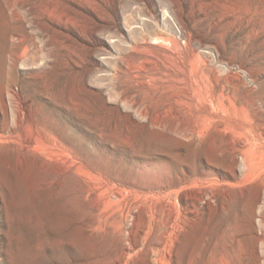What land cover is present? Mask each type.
I'll use <instances>...</instances> for the list:
<instances>
[{
	"label": "rangeland",
	"instance_id": "rangeland-1",
	"mask_svg": "<svg viewBox=\"0 0 264 264\" xmlns=\"http://www.w3.org/2000/svg\"><path fill=\"white\" fill-rule=\"evenodd\" d=\"M263 207L264 0H0V264H264Z\"/></svg>",
	"mask_w": 264,
	"mask_h": 264
},
{
	"label": "bare ground",
	"instance_id": "bare-ground-1",
	"mask_svg": "<svg viewBox=\"0 0 264 264\" xmlns=\"http://www.w3.org/2000/svg\"><path fill=\"white\" fill-rule=\"evenodd\" d=\"M264 208V207H263ZM260 209H261V207H260ZM259 209V210H260ZM260 214V213H259ZM262 215V214H261ZM260 220H262V219H260ZM224 233V232H223ZM227 233H228V231H227ZM263 234V233H262ZM226 235V234H225ZM223 236V235H222ZM233 236V235H232ZM253 236V235H252ZM221 237V236H220ZM225 238H227L226 236H225ZM224 239V238H223ZM225 240V239H224ZM263 240V239H262ZM226 241V240H225ZM228 242V241H227ZM263 242V241H262ZM261 242V243H262ZM238 243H239V241H238ZM245 243V242H244ZM235 244V243H234ZM242 244V243H241ZM226 245V244H225ZM244 245V244H243ZM224 246V245H223ZM230 248V247H229ZM255 249V248H254ZM259 254V253H258ZM225 256H226V254L224 253V257H222L221 259H218L217 260V262L215 261V264H226V263H224V262H227L226 261V258H225ZM263 261H264V259H263ZM214 262V261H213Z\"/></svg>",
	"mask_w": 264,
	"mask_h": 264
}]
</instances>
